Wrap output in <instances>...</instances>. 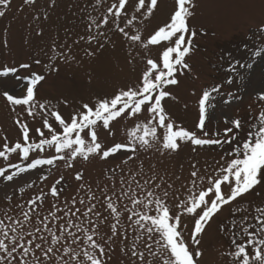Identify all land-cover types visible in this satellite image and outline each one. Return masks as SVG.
Listing matches in <instances>:
<instances>
[{"label": "snow or ice", "instance_id": "snow-or-ice-1", "mask_svg": "<svg viewBox=\"0 0 264 264\" xmlns=\"http://www.w3.org/2000/svg\"><path fill=\"white\" fill-rule=\"evenodd\" d=\"M11 3L0 0V17ZM160 3L91 0L78 9L83 32L65 28L63 39L56 35L48 44L45 60L0 64V78L23 85L19 92L0 87L19 132L13 141L0 129V162L7 161L0 163V264H200L203 235L225 207L230 214L218 228L229 240L221 253L226 264H264V14L244 33L238 51L246 55L219 56L225 78L192 90L197 122L190 130L168 105L178 102L184 81L201 79L193 58L209 32L193 23L199 0H174L168 18L149 29ZM56 6L48 0L33 19L48 20ZM43 34V27L35 30L37 38ZM118 44L127 64L139 66L134 80L75 106L66 96L40 97L62 65L97 61ZM0 48L10 49V41L0 39ZM233 86L251 88L248 119L225 118L230 126L209 132L218 102L243 99ZM184 145L222 153L202 168L193 161L190 179L176 188L153 160ZM95 162L103 167L92 178L85 165ZM32 170L40 171V184L55 179L46 190L31 180L18 183ZM69 178L75 190L66 195Z\"/></svg>", "mask_w": 264, "mask_h": 264}, {"label": "rangeland", "instance_id": "rangeland-1", "mask_svg": "<svg viewBox=\"0 0 264 264\" xmlns=\"http://www.w3.org/2000/svg\"><path fill=\"white\" fill-rule=\"evenodd\" d=\"M90 2L91 0H57V6L51 10L49 19L45 21L41 18L37 21L33 17L38 12L46 10L48 0H37L35 5H24L23 0H12L9 9L6 10V15L0 17V39L7 38L10 41V49L0 48V64H16L18 61H30L35 58L45 60L43 53L47 50L48 44L56 35L63 39L65 28L73 33L83 32L82 14L78 9ZM105 2L108 3L109 0H105ZM173 3L174 0H161L159 10L152 18L149 29L168 18ZM69 5L73 7L70 9ZM262 14H264V0H199V7L193 23L204 25L209 32L208 36L199 40L201 51L193 58L202 68L201 79L196 82L184 81L181 87L176 90L178 102L170 101L168 105L170 112L179 118L183 126L194 130L197 122L196 97L191 95L192 90L196 89L199 93L201 86H209L213 81L225 78L227 73L223 69L226 67V61H218L219 56L225 51H232L234 56L246 55L238 51L244 33ZM38 27L44 29V34L40 38L35 36V30ZM212 32H215V37L211 36ZM26 40L29 42L26 43ZM138 72L139 66L133 69L127 64L124 51L118 44L115 50L105 52L97 61L85 60L82 64L62 65L58 75H53L44 82L39 90V95L42 99L66 96L75 106L81 99L87 100L93 93L111 91L116 85L134 80ZM90 73L94 77L91 84L89 83ZM0 81H3L0 83V87L16 86L17 92L23 86L15 79L4 81L3 78H0ZM23 83L26 84V81ZM258 84L259 79L254 78L253 86H258ZM230 90L242 95L243 99L228 105L223 104L222 101L218 102L215 110L211 113V120L207 123L209 132H213L217 128L223 130L230 126V124L224 123L225 118L229 121L237 116L244 120L248 119V105L252 103L251 88L248 93L244 92L243 86L238 88L233 86ZM185 102L190 105L188 109L184 108ZM21 110L18 109V111ZM71 110V108L63 109L64 115L67 116ZM13 116L14 114L10 112L4 99L0 97V129L5 130L9 139L14 141L19 132L13 123ZM25 118L27 119V117ZM37 126H39L38 122L32 124L33 128ZM221 153L222 150L217 147L197 149L196 152H193L191 145H184L179 152L165 157H157L153 163L157 165V170L165 175L168 182L174 183L176 188H180L190 179L189 174L193 161H198L202 168L205 162L211 163L214 160H219ZM0 163L7 164V161ZM85 167L87 175L95 178L103 165L95 162L87 164ZM61 170L63 171V169ZM44 171L47 172V168ZM39 175L40 171L32 170L28 174H23L18 183L31 180L36 182L37 188L43 187L46 190L55 176H50L45 184H40ZM66 175L68 174L66 173ZM68 185L70 187L66 195H71L75 190V182L69 178ZM0 188H3V184H0ZM229 214V208L225 207L204 233L203 256L200 264H226L227 258L222 257L221 253L228 248L229 240L219 232L218 224L225 220Z\"/></svg>", "mask_w": 264, "mask_h": 264}]
</instances>
